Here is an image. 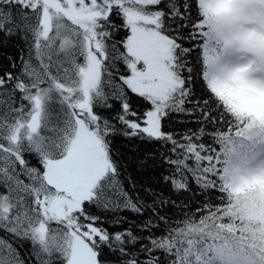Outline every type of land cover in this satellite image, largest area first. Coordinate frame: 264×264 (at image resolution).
Masks as SVG:
<instances>
[{
  "label": "snow or ice",
  "instance_id": "1",
  "mask_svg": "<svg viewBox=\"0 0 264 264\" xmlns=\"http://www.w3.org/2000/svg\"><path fill=\"white\" fill-rule=\"evenodd\" d=\"M0 57V264H264V0H0Z\"/></svg>",
  "mask_w": 264,
  "mask_h": 264
},
{
  "label": "trees",
  "instance_id": "2",
  "mask_svg": "<svg viewBox=\"0 0 264 264\" xmlns=\"http://www.w3.org/2000/svg\"><path fill=\"white\" fill-rule=\"evenodd\" d=\"M18 52L19 51V46L18 45H13L12 49L9 51V55L12 54V52ZM2 58V57H0ZM177 128H179V125H176ZM159 169H152L148 168L147 170L141 171L138 169H132L130 168V172L132 173L133 177L138 181L140 184H149L151 183L153 187H159L156 183V176L155 173L158 172ZM141 195L144 196L145 193L141 190ZM167 211H173V209H165ZM124 215H128L131 217V213H124Z\"/></svg>",
  "mask_w": 264,
  "mask_h": 264
}]
</instances>
